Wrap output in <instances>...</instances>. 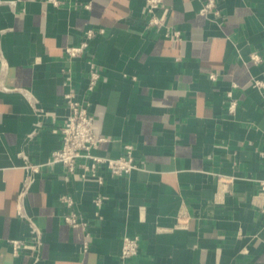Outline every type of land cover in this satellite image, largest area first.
<instances>
[{"label": "crops", "instance_id": "1", "mask_svg": "<svg viewBox=\"0 0 264 264\" xmlns=\"http://www.w3.org/2000/svg\"><path fill=\"white\" fill-rule=\"evenodd\" d=\"M204 2L163 0L154 26L144 0L0 1V80L15 89L0 91V264H264V90L252 85L264 82V0H214L215 13L200 12ZM89 28L104 32L68 59ZM88 58L100 79L85 95ZM68 69L106 139L93 152L118 157L131 144L128 174L102 169L97 184L47 162L61 144ZM25 160L42 164L25 197L42 244L13 256L9 239L33 244L16 215ZM69 212L85 229L64 221ZM124 234L139 245L121 260Z\"/></svg>", "mask_w": 264, "mask_h": 264}, {"label": "built area", "instance_id": "2", "mask_svg": "<svg viewBox=\"0 0 264 264\" xmlns=\"http://www.w3.org/2000/svg\"><path fill=\"white\" fill-rule=\"evenodd\" d=\"M1 2H8L14 5L16 0H0ZM53 6H60L62 0H45ZM163 0H144V12L147 15V23L149 25L159 26L161 20L155 15V11L161 7ZM214 0H205L200 12L206 13L214 10ZM104 30L100 29H86L84 32L85 39L77 45L66 46L64 51L68 59H74L82 56L87 48L90 39L102 34ZM170 38H178L179 34L176 30L167 33ZM1 56V55H0ZM252 60L257 61L256 54L251 55ZM1 59V58H0ZM2 61V60H0ZM87 63V84L85 86V95L94 90L97 82L100 79V69L90 59H86ZM71 70H66L64 76V84L68 87L63 93V100L67 107V113L58 132L61 137L60 146L51 152L48 158V163H59L63 166L65 171L73 176H77L82 180H92L97 184L103 182L102 169H105L109 174L118 176L125 175L137 167L133 156V146L129 143L124 144V153L118 157H110L98 155L93 152L100 142L106 140L102 136L95 135L93 131V116L89 111L90 102L86 97H79L75 90L71 87ZM209 78L216 79L215 73H210ZM252 85L259 90H264V82L260 79H252ZM15 89L7 87L3 81L0 80V91H13ZM23 95L31 108L37 115H41L42 109L38 106L37 100L28 92L23 91ZM226 97L228 99L227 110L233 112L236 108V100L232 96L231 91H227ZM42 164L33 163L25 160L21 166L24 171V177L21 187L16 197V215L26 221L33 244L20 239H9L8 242L12 249L13 256H18L22 250L32 247L36 250L42 244L41 230L34 221V219L27 213L25 208V197L30 191L31 185L36 175L41 171ZM261 192H264V184L261 186ZM105 196L97 195L94 198L96 206H101ZM60 199L67 205L71 206L72 201L67 195H61ZM186 214L180 210L177 219L176 227L184 226V217ZM64 221L70 226L86 227V222L81 219L79 215L74 212H69L63 215ZM32 243V242H31ZM138 237L122 235L119 258L121 260L130 258L137 253ZM38 254L34 253L33 261H36Z\"/></svg>", "mask_w": 264, "mask_h": 264}]
</instances>
